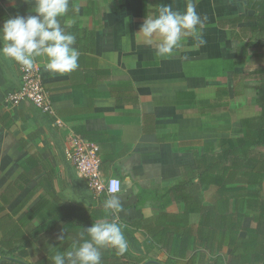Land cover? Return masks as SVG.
Masks as SVG:
<instances>
[{
    "label": "crops",
    "instance_id": "0c3cea01",
    "mask_svg": "<svg viewBox=\"0 0 264 264\" xmlns=\"http://www.w3.org/2000/svg\"><path fill=\"white\" fill-rule=\"evenodd\" d=\"M188 2L71 0L61 23L76 35L79 67L60 75L45 71L43 58L36 64L53 114L26 101L6 102L20 75L17 63L0 55L5 213L22 206L17 221L27 211L43 214L37 206L53 195L108 212V195L93 197L65 159L67 138L79 136L98 145L103 176L122 182L116 222L141 264H210L218 256L223 264H264V180L248 187L237 182L235 191L225 192L215 186L213 170L221 142L242 136L241 121L259 114L254 98L264 51L257 43L264 41V25L256 26L263 23L257 19L264 0H193L207 17L205 45L185 35L170 56H157L160 38L149 42L138 33L145 18L163 4L184 11ZM34 6L35 0H0V26L10 17L35 15Z\"/></svg>",
    "mask_w": 264,
    "mask_h": 264
},
{
    "label": "clouds",
    "instance_id": "9594fccd",
    "mask_svg": "<svg viewBox=\"0 0 264 264\" xmlns=\"http://www.w3.org/2000/svg\"><path fill=\"white\" fill-rule=\"evenodd\" d=\"M71 0H35L32 10L35 15L14 16L0 26V55L13 60L24 70H32L43 58L44 70L51 74H68L78 67L79 51L75 47L76 35L62 26L61 19L68 16ZM78 12V9H72ZM158 14L148 15L138 33L151 42L158 36L156 55L170 56L180 47L183 36L191 35L197 46L205 45L201 29L207 17H201L193 0H189L184 11L174 10L171 4H163ZM67 25L75 23L66 19ZM118 181H110L109 192ZM103 207L112 219L107 217L94 222L87 229H81L79 240L70 249H56L51 256L52 264H102V249L111 248L117 255L128 251L129 244L121 226L116 222V214L122 209L118 196H108ZM61 242L63 233L57 236Z\"/></svg>",
    "mask_w": 264,
    "mask_h": 264
},
{
    "label": "trees",
    "instance_id": "16d2710c",
    "mask_svg": "<svg viewBox=\"0 0 264 264\" xmlns=\"http://www.w3.org/2000/svg\"><path fill=\"white\" fill-rule=\"evenodd\" d=\"M257 20L263 23L256 27L263 29L264 16ZM257 44L264 51V41H258ZM258 79L254 101L259 114L242 120L243 135L223 140L220 151L215 154V186L225 192L230 187V192L235 191L236 187L232 186L238 185L237 182H243L248 187L260 185L264 180V67L258 71ZM246 193H249L248 189ZM37 207L43 214H35L36 210L33 213L27 211L18 221L14 217L22 206L9 214L5 213L4 207H0V259H9L13 264H52L51 256L56 251L53 248H59L60 251L70 249L79 240L81 229H87L105 217L112 219L109 212L94 213L64 203L54 195L51 200L40 203ZM34 220L38 221L37 225H34ZM61 233L64 235L63 242L57 239ZM45 238H49L47 246L50 247L31 250L32 244ZM38 253L44 254L40 260L34 263L24 261ZM102 264H141V260L133 258L128 251L117 255L115 250L105 248L102 249ZM210 264H223L222 257H216Z\"/></svg>",
    "mask_w": 264,
    "mask_h": 264
},
{
    "label": "built area",
    "instance_id": "2783aa9c",
    "mask_svg": "<svg viewBox=\"0 0 264 264\" xmlns=\"http://www.w3.org/2000/svg\"><path fill=\"white\" fill-rule=\"evenodd\" d=\"M20 85L5 95L6 102L11 106H17L22 102H29L43 113L53 114L48 94L42 85V81L35 66L32 70H24L19 64ZM56 125L61 127V121L56 120ZM65 159L71 163L79 178L83 179L93 197L101 194L116 195L122 190V182L115 177H104L101 171V157L97 144L85 140L79 136L67 138L64 150ZM116 180L118 184L112 187L115 192H109L110 181Z\"/></svg>",
    "mask_w": 264,
    "mask_h": 264
},
{
    "label": "rangeland",
    "instance_id": "374dc122",
    "mask_svg": "<svg viewBox=\"0 0 264 264\" xmlns=\"http://www.w3.org/2000/svg\"><path fill=\"white\" fill-rule=\"evenodd\" d=\"M0 264H13V262L9 259L6 258H1L0 259Z\"/></svg>",
    "mask_w": 264,
    "mask_h": 264
}]
</instances>
